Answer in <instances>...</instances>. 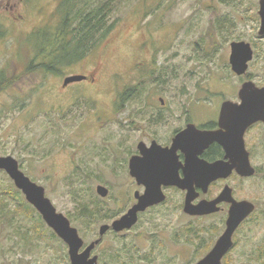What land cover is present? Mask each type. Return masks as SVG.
Returning a JSON list of instances; mask_svg holds the SVG:
<instances>
[{
	"label": "rangeland",
	"instance_id": "1",
	"mask_svg": "<svg viewBox=\"0 0 264 264\" xmlns=\"http://www.w3.org/2000/svg\"><path fill=\"white\" fill-rule=\"evenodd\" d=\"M107 1H113L115 8L108 18L113 27L106 39L62 76H44L27 74L26 68L34 58L35 37L53 32L60 0H0V75L11 82L0 91V157H13L68 220L76 191L95 197L114 214L92 230L69 220L86 244L98 237L99 226L126 213L135 202L134 191L143 192L127 166L136 144L154 132L166 139L185 118L194 122L213 118L207 106L192 108L198 97L237 93L240 83L224 65L228 44L253 38L258 24L259 0H91ZM12 15L27 20L19 29L25 33L11 27ZM251 65L255 82L264 84V43ZM73 75L89 80L63 87V80ZM142 96L164 100L171 113L167 127L149 125L144 114L133 115ZM178 96L186 97L185 108L178 107ZM191 109V115H180ZM259 132L253 131L254 136L264 139ZM253 165L262 171L260 176L230 185L237 197L255 204V215L222 264H264V159L255 157ZM8 184L13 183L0 171V186ZM98 185L109 190L107 198L97 196ZM217 191L213 188L209 195ZM164 192L163 204L139 215L137 225L118 236L133 246L137 260L151 259L140 264H196L205 254L204 245L219 233L225 214L187 216L182 192ZM16 204L9 200L14 214ZM19 215L23 214L0 220V264H70L67 247L53 239L46 225L47 230L36 236L35 222ZM212 225L214 230H201ZM113 234L117 233L104 236L94 254L117 247Z\"/></svg>",
	"mask_w": 264,
	"mask_h": 264
},
{
	"label": "water",
	"instance_id": "2",
	"mask_svg": "<svg viewBox=\"0 0 264 264\" xmlns=\"http://www.w3.org/2000/svg\"><path fill=\"white\" fill-rule=\"evenodd\" d=\"M259 16L261 18L260 35H264V0L259 1ZM252 58V51L245 43L231 44L230 63L232 71L242 75L247 69V62ZM85 80L84 76L73 75L63 80V87ZM241 104L230 102L222 105L219 114V130L198 131L194 125H188L173 139L170 149H162L154 144L145 149L142 143L138 145L139 157H132L128 162L129 175L143 192H134L135 203L118 219L98 228V237L85 244L78 230L61 213H58L50 200L45 196L43 187L32 182L19 168L18 162L11 156L0 157V171H3L20 191L25 201L41 216L45 225L67 247L70 264H99L97 255H92L103 237L110 231L122 233L131 230L138 222L139 214L147 209L162 204L166 196L162 187H176L185 191L182 211L190 217L206 216L218 211L217 205L222 202L232 203L226 221V229L217 240L213 249L196 264H221V259L231 247V236L237 226L254 210L249 202L236 203L231 198V190L225 187L220 195L212 200H202L197 204L199 194L195 188L206 193L209 185L217 179L227 178L233 169L241 176H252L247 154L243 149L242 136L252 124L264 122V88H257L253 83L242 85L238 92ZM213 143L221 145L231 163L223 161L209 164L200 159L203 151ZM180 150L185 155L184 177L180 179L176 169L171 165L172 155ZM98 197L104 199L109 190L101 185L95 189Z\"/></svg>",
	"mask_w": 264,
	"mask_h": 264
},
{
	"label": "trees",
	"instance_id": "3",
	"mask_svg": "<svg viewBox=\"0 0 264 264\" xmlns=\"http://www.w3.org/2000/svg\"><path fill=\"white\" fill-rule=\"evenodd\" d=\"M114 8L113 1L95 4L91 0H60L56 26L53 27V32H45L35 37L34 58L27 66L26 73L62 76L65 69L84 59L106 39L113 27L108 24V18ZM37 42H40L39 46ZM0 81H3V88L0 86V91L11 85V82L5 80L3 73L0 75ZM121 96L122 99L127 97ZM78 193L79 191H76L72 194L74 209L67 216L73 223L80 222L82 229L92 230L99 222L115 217L114 214L105 211L95 197L87 198L84 194ZM9 200L17 201L15 214L9 206ZM17 212L23 214L19 216L25 215V218L35 222L32 230H39V233L36 231V236L47 230L41 217L13 184H8L5 188L0 186V220L4 221L6 215L15 216ZM35 214L37 218L34 217ZM113 235L118 237L117 247L99 255V264H140V261L151 263L149 257L137 260L136 253L131 249L133 246L130 248L125 239L118 234ZM51 236L60 241L52 232Z\"/></svg>",
	"mask_w": 264,
	"mask_h": 264
},
{
	"label": "flooded vegetation",
	"instance_id": "4",
	"mask_svg": "<svg viewBox=\"0 0 264 264\" xmlns=\"http://www.w3.org/2000/svg\"><path fill=\"white\" fill-rule=\"evenodd\" d=\"M259 1H258V10H257V18H256L257 19L256 21L258 22V24H257L256 30H255V33L252 35L253 38H250V39L240 38V39L230 41V43L228 44V51L226 53L225 60H224V65H225L226 69L228 71H230V75H232L240 83V86L237 90V93L235 94V92H234V94L231 96H227V95H204V96L198 97V99L196 100L197 102H195V104L193 105L192 108L194 109L195 106L196 107L201 106V104L204 106H207L206 109L210 113L213 112V118H211V119L204 118V119H201V120L196 121V122L192 121L189 118H185L184 121L181 123V126L177 129H175L166 139H161L157 135L156 132L150 133L146 138H144V140H141L136 144L135 151L129 156L128 162L132 157H139V155H140V153L138 151L139 143H142L144 145L145 149H150V147L154 144L158 145L162 149H170L175 136L179 132L183 131L188 125H194L198 131H203V132L219 130L218 120H219V114H220V110H221L222 105L226 102H230L234 105L239 106L241 104V101H240V97L238 95V92L241 89L243 84H245L247 82H251L257 88H264V84H262V85L257 84L255 82L254 77L249 72V69L252 66L251 64L253 62H255L256 57H258L259 45L264 43V35L259 34L260 26H261V18L258 14L259 13ZM50 18H52L50 20H51V23L53 24V14L50 15ZM26 23H27V20L25 18H23L22 16L18 15L15 17L12 15V19H11L12 25L11 24L10 25L13 29H14V26L16 25V28L18 29L15 31L16 33H18V34L19 33H21V34L25 33V32H21L19 29H20V25L22 26V25H25ZM233 43H245L249 46V49H251V51H252V58L250 61L247 62V69H246L245 73L242 75H237L236 73H234L232 71V65L230 63V57H231V44H233ZM84 77H85L84 81L89 80V78L87 76H84ZM84 81H82V82H84ZM94 81L95 80L92 79V82H94ZM140 98H143V100L137 101V103L140 102V104H136L134 106V110L132 112L133 115L138 117V116L144 114L146 116V119H148L147 123L149 125H152V126L157 127V128L167 127L170 123L169 119L171 117L170 116L171 113H168V111H166V105H165L164 100L160 97L155 98L153 96H142ZM178 98H179L178 107L179 108L180 107L185 108V103L187 101H185L184 99L186 97L185 96H178ZM214 100H215V103H214ZM157 104L159 105L158 107H157ZM193 109H191L190 112L185 111V110L180 111V115H182V117H185V115L189 116V115H191ZM256 130L257 131L260 130L261 131V132H259V133H261L260 135H262V134L264 135V122L258 121L256 123L252 124L251 126H249L245 130V132L242 136L244 152L247 154L249 164L254 170V173L252 176H247V177L241 176L239 173H237V171L235 169H233L227 178L217 179L216 181L211 183L209 185L206 193H203L200 189L195 188L196 192L199 194V197H198V199H196L194 201V204H197L198 202H200L202 200L212 201L220 195V193L223 191V189L225 187H228L231 190V198L233 199V201H235L236 203L249 202V203L254 205V210L252 211V213H250L234 230V232L231 236L232 245L228 249V251L224 254V256L222 257L221 264H222V261L224 259L229 258V255L231 254V252L233 251V249L237 245L236 242H237L238 234L241 233V230L244 228V226L249 224L250 220L255 215V210H256L255 204L250 202L249 200L244 199V198L237 197V195L234 194L235 188H234V186H231L230 183L233 180H238L240 182H242V181L244 182V180H248V179H251L254 177H258L261 175L260 173H262V171L259 168L255 167L253 165V159L255 157H260V158L264 159V139L259 140L260 137L258 138V136L257 137L254 136L253 131H256ZM255 140H256V142H253ZM251 146H253L254 148L251 149ZM199 158L204 160L205 162H207L209 164H213L216 162L223 161V162L230 163L233 165V163H231L230 159L226 158V153H225L223 147L217 143L210 144L203 151L201 156H199ZM171 165H172V167H174L176 169V173H177L178 177L180 179H182L184 177L183 167H185V155L180 150H177L172 155ZM127 166H128V163H127ZM263 180H264V173H263ZM213 188H216V190H218V191L213 196H210L209 194L212 193ZM166 189L167 190L170 189V190L180 191V192H182V194L184 196L186 193L185 191H181V190L177 189L176 187H162L164 194H165L164 191ZM134 192H136V191H134ZM231 206H232V203H230V202H222L219 205H217L218 211L216 213L206 215V216L196 217L198 219H201V218H208V217L214 216L216 214H220V213L225 214L224 219L221 221V225H219L220 230L218 231L219 233L217 232L218 233L217 236L215 235V237L213 238V240L210 243L204 245L203 249H205L206 251H205L204 256L201 259H203L213 249L217 240L224 233V231L226 229V221H227L228 216H229V209L231 208ZM211 229L214 230V225H212L210 228H202L201 230L209 231ZM211 235L212 234H210V236ZM92 254H94V251L92 252Z\"/></svg>",
	"mask_w": 264,
	"mask_h": 264
}]
</instances>
